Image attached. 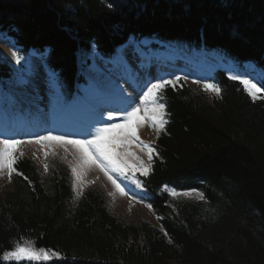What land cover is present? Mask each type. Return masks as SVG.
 Here are the masks:
<instances>
[{
  "label": "trees",
  "instance_id": "16d2710c",
  "mask_svg": "<svg viewBox=\"0 0 264 264\" xmlns=\"http://www.w3.org/2000/svg\"><path fill=\"white\" fill-rule=\"evenodd\" d=\"M0 35L21 58L36 54L68 98L90 83L79 51L111 58L128 42L188 60L213 52L264 78V0H0ZM13 75L0 60L1 92ZM229 77L211 71L220 96L181 77L166 87L142 187L114 174L153 218L137 204L117 213L99 184L77 197L67 161L47 155L41 169L22 152L0 192V264H29L3 259L17 243L59 252L48 264H264V92L253 100Z\"/></svg>",
  "mask_w": 264,
  "mask_h": 264
},
{
  "label": "rangeland",
  "instance_id": "374dc122",
  "mask_svg": "<svg viewBox=\"0 0 264 264\" xmlns=\"http://www.w3.org/2000/svg\"><path fill=\"white\" fill-rule=\"evenodd\" d=\"M118 51L120 56H117V59L101 58L95 51L79 52L80 69L89 76L90 84L81 85L78 96L70 99L62 94L55 81V75L45 69L42 60L36 54L23 56L21 62L17 63L13 56L16 52L9 39L0 35V60L8 61L14 73V78L6 82L5 90L0 91V125L18 124L21 126L20 130L27 129L20 135L1 136L25 141L18 146L20 152L29 156L41 169L44 168V157L47 155H56L64 159L72 168L77 164V156L71 145L62 146L56 142H45L40 145L27 141L35 134L45 135L47 129L54 130L56 135L81 133L97 120L107 121L109 111L123 107L128 97H135L133 107L139 104L143 95L141 89L146 91L145 85L155 82L157 78L174 79L179 76L194 88L206 94H213L214 92L203 88L205 81L213 83L208 78L212 70L220 67L229 76L241 74L230 61L220 58L213 52H197L192 60H188L185 55L171 49L153 51V55L148 59L132 42L120 46ZM244 65L255 76H262L261 71L258 70L257 73L253 71L250 63ZM103 89L110 95L104 96L101 91ZM35 113H38L40 118H36ZM71 117L78 119L74 120ZM120 119L121 114L117 113L111 122H119ZM31 121L35 126L30 125ZM138 135L151 144L156 132L145 123L138 129ZM129 150L135 153V156L129 157L133 163L139 164L135 157H139L146 165L149 163L146 150L137 144L130 145ZM115 178L120 182L117 176ZM8 184L9 177L5 169L0 171V192ZM89 184H99L108 190L113 210L117 213L127 216L133 205L137 204L136 206H141L140 210L147 218H153L151 212L142 203L132 199L128 192L127 195L120 194L104 173L94 165L85 170L81 181L77 182L76 190L79 191L84 185Z\"/></svg>",
  "mask_w": 264,
  "mask_h": 264
},
{
  "label": "snow or ice",
  "instance_id": "6c2138e0",
  "mask_svg": "<svg viewBox=\"0 0 264 264\" xmlns=\"http://www.w3.org/2000/svg\"><path fill=\"white\" fill-rule=\"evenodd\" d=\"M16 62H21V57L17 53H13ZM232 80L239 81L243 85V90L255 100L258 94L264 92V88L258 87V83H264V78L258 82H253L255 77L249 78L248 73L231 75ZM179 76L174 79L157 78L155 82L145 85L146 91L140 97V103L135 107V97H128L123 107L116 108L108 113V120H97L93 125L81 133H68L64 135L54 134V130L47 129L45 135L35 134L28 143H36L43 145L45 142H56L62 146L71 145L75 149L77 156V164L71 168L72 175L75 178L73 188H77V182L81 181L85 170L88 167L96 166L114 185L115 189L122 195H127L126 188L118 182L114 174L130 179L137 187H142V183L136 178L135 173L139 172L143 176H147L151 170V161L155 148L148 142L142 140L138 135V129L145 123L153 128L157 138L164 130L168 121L165 119L167 115L165 103L161 102L163 97L162 91L173 86L180 80ZM186 79V78H185ZM199 83V81H197ZM205 90L214 92L217 96L221 95V89L214 83L205 81L203 83ZM121 114L119 122H111L115 114ZM100 125V126H96ZM84 136L86 138H75ZM25 143L21 139L0 136V171L7 170L9 179L12 175L20 174L16 172L14 165L17 160L23 156L19 150V145ZM133 143L146 150L149 163L146 165L139 157V164L133 163L129 157L135 156V153L129 150V146ZM47 155V152L45 153ZM47 171V165H45ZM191 191H197L195 189ZM80 191L76 195L79 197ZM176 196L173 190L170 193ZM189 195L188 192L183 193ZM111 195V194H110ZM134 198V197H133ZM200 199H204L200 194ZM151 208V205H147ZM60 253L48 249H36L34 246L21 245L17 243L15 247L4 254V260H15L17 262L27 261L29 264H48L53 259H59Z\"/></svg>",
  "mask_w": 264,
  "mask_h": 264
},
{
  "label": "bare ground",
  "instance_id": "6f19581e",
  "mask_svg": "<svg viewBox=\"0 0 264 264\" xmlns=\"http://www.w3.org/2000/svg\"><path fill=\"white\" fill-rule=\"evenodd\" d=\"M79 53V52H78ZM78 56V55H77ZM178 59H180V58H178ZM181 61V60H180ZM26 98V97H25ZM36 104V103H35ZM37 105V104H36ZM41 108V107H40ZM38 110H39V107L37 108ZM42 112L44 111V109L43 110H41ZM35 117L36 118H40V115L38 114V113H35ZM32 119V118H31ZM39 120V119H38ZM37 124H40V123H37ZM42 124V123H41ZM30 125H32V126H35V124L34 123H32V121H31V124Z\"/></svg>",
  "mask_w": 264,
  "mask_h": 264
}]
</instances>
